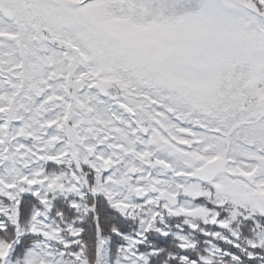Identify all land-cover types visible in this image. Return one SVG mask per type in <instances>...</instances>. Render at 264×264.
I'll list each match as a JSON object with an SVG mask.
<instances>
[{
	"label": "snow or ice",
	"instance_id": "snow-or-ice-1",
	"mask_svg": "<svg viewBox=\"0 0 264 264\" xmlns=\"http://www.w3.org/2000/svg\"><path fill=\"white\" fill-rule=\"evenodd\" d=\"M0 264H264V0H0Z\"/></svg>",
	"mask_w": 264,
	"mask_h": 264
}]
</instances>
